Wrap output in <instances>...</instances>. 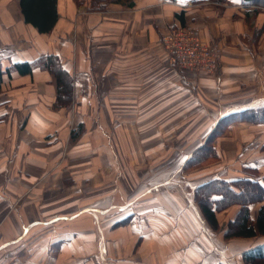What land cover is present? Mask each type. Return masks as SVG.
Instances as JSON below:
<instances>
[{
    "label": "crops",
    "instance_id": "obj_1",
    "mask_svg": "<svg viewBox=\"0 0 264 264\" xmlns=\"http://www.w3.org/2000/svg\"><path fill=\"white\" fill-rule=\"evenodd\" d=\"M57 11L53 30L38 34L21 19L16 0H0V264H218L233 262L230 255L243 264L240 254L257 237L232 240L244 245L237 254L224 249L222 235L216 236L187 198L190 181L182 191L180 185H169L170 168L163 170V164L158 180L154 175L132 179L130 186L116 180L113 203L106 205V197L99 195L96 212L82 207L68 214L65 222L77 228L69 223L55 228L58 218L47 212L53 206L45 205L58 194L50 192L47 199L42 189L57 186L63 192L69 177L45 175L60 169L74 173L86 162L72 157L88 156L95 149L99 155L109 151L119 157L153 155L156 150L169 154L170 149L180 155L169 147L170 141L185 139L187 125L217 124L230 113L264 106V8L240 0H132L129 7L106 2L102 9L89 11L74 0H58ZM184 25L197 26L201 39L219 49L215 74L179 70L169 61L160 38ZM49 53L58 56L72 77V105L67 109L53 108L55 84L47 71H4L12 63ZM86 119L97 124V132L79 134L74 139L80 142L70 144L71 130ZM227 129L240 133L237 138L252 156L247 160L264 157V123L236 120ZM90 141L97 147L91 148ZM200 146L183 153L185 160ZM61 155L67 157L61 160ZM249 162L244 169L264 175V165ZM89 184L84 181L82 186ZM196 184L189 183L193 189ZM85 193L66 197L65 192L59 198L84 203ZM34 209L35 215H28ZM89 214L100 218L102 226L96 227Z\"/></svg>",
    "mask_w": 264,
    "mask_h": 264
},
{
    "label": "rangeland",
    "instance_id": "obj_2",
    "mask_svg": "<svg viewBox=\"0 0 264 264\" xmlns=\"http://www.w3.org/2000/svg\"><path fill=\"white\" fill-rule=\"evenodd\" d=\"M106 2L114 3L110 1H106ZM184 26L197 27L194 25H184ZM205 43L208 46H210L215 52L216 59H217V69H216V72H217L219 69V65H220L219 52H218L219 49L213 45H210L207 42ZM196 118L201 119L198 115ZM217 124L204 122V123L187 125V129L190 132L188 133V136L185 139L170 141L169 147L170 148L176 147L177 153L179 152L180 155L174 154L173 150L170 149L169 154L167 152L168 150L165 151V154H159L158 151L156 150L155 154L153 155H138V157H136V155L119 157L118 155L117 156L112 155L111 153H109V151H108V154L106 155H102V154L99 155L98 154L99 151L95 149L88 156H84V157L70 156L72 158H76L75 160L76 162L77 160H80V159H85L86 162L82 161L81 166L75 167V169L73 170L74 173H69V172H64V171H63L64 173H60V171L63 169H60L59 171L52 170L48 172L47 175H45V177L48 176L49 178L51 177L55 178L58 175L57 177L58 180L63 179V177H69L68 179H69L70 184H72V188L68 185L69 183L68 182L67 184L64 183L65 187L63 188V192L57 190L58 189L57 186H56L57 189L50 188V187H43L42 189V191L46 192V197H48L47 199H50L51 197L50 192H54L58 194L57 200H54L51 205H45L47 207L53 206L52 210L48 208L47 212L50 214L51 213L55 214L53 218H58L56 219L58 221L54 222V225L57 224L55 228L59 229V228H63L66 225H68L67 223L69 222L68 221L65 222L66 221L65 217L68 216V214L78 213V211L82 207H89L91 210L90 211L91 213L96 212L99 209L98 208L99 207V203H98L99 195L106 197L104 198V200H102L103 203H106V205L113 203L114 202L115 181L119 179H122V182L128 186H130L132 179H134V181L136 182L137 180H142V178L145 179L147 177H152L153 175H154L153 176L154 180L156 181L159 179V177H161V174H162L161 172L163 170H167L170 168V171L167 172V175L170 179L169 185L171 186L180 185L181 191H182L183 190L182 185L186 181H190L187 183V187H186L187 190L185 193L189 200H193V196L192 198L190 196L192 195L194 189L193 187H190L189 183H191V185H193V183L198 184L204 180L210 179L215 176L216 177L224 176V178H233L235 176L236 177L240 176L244 172L243 164L249 161H250L249 162L250 164L264 165V157H259L256 160H247V159H251L250 157L252 156L249 155V151L246 149V146H245L246 143L243 142L241 139H238L239 137L237 138V134L240 135V133L228 131L227 129L228 126H225L222 128L223 129L222 134L219 137H217L216 150H217V153H219V155L211 159L209 157L202 163V165H199L197 167L190 166L188 168H185L184 165L186 161L190 159V157L186 158L185 160L183 153H187L188 151L196 148L199 145L203 146L204 143L206 142V139L210 135V133L216 128ZM173 126L174 125H172V127ZM81 131H82L81 132L82 135L90 136L92 135L93 132L95 133L97 132V124L86 119L85 125L82 126ZM201 134H204L203 138H200ZM191 135L193 136L190 137ZM79 142L80 140L77 141V139H74V138H72V140L69 141L70 144L79 143ZM111 143L113 144L112 141ZM90 144H91L90 146L91 148L97 147L93 145V141H90ZM158 144L159 142H156L154 146L157 147ZM125 146H126V143L124 147ZM128 146L130 147V143H127V149H129ZM165 146H167V144H165ZM107 147H109L108 141H107ZM112 151H114V149H112ZM66 157L67 156L61 155L60 159L63 160V158H66ZM116 163L119 168L117 172H116ZM134 163L136 166L134 168H131L130 164H134ZM105 164L107 165L106 170L103 169ZM162 164L164 165L165 169L161 170V172L157 171V169H160V165ZM179 164H183V165L181 169L176 170V166ZM61 165H62V161L58 163L57 168H61L62 167ZM153 169L155 170L152 172ZM86 170H90V172ZM158 174H160V176H158ZM181 174H184V176H181ZM258 174L261 175L259 171H258ZM84 181L87 183L89 181L90 183L89 188L88 186H85V187L82 186ZM100 183H104V185L101 187H98ZM31 191H33V189H31L29 192ZM65 192H66V195H68L66 197H70V196L76 197L85 192H87L88 194L85 193V196L83 198V200L84 199L85 200L83 203L81 199L72 198L70 200H66L64 196H62V198H59V196L61 194H64ZM86 196H89V199L88 198L86 199ZM63 200H65L66 202H64ZM84 204L85 206H83ZM101 208H102V205H101ZM113 210L114 209H112L111 211ZM232 214H233V210H226V211L219 213L217 215L219 217L218 218L219 225L224 226L227 223V221L231 218ZM28 215H35V209L33 212L28 213ZM95 215L97 216V213H95ZM89 216L92 219V223L94 222L96 227L97 225L102 226V220L100 218L94 220L91 214H89ZM79 217L81 216H78L75 219H78ZM39 219L41 220V218ZM113 219L114 217H112L109 220L110 224L113 223L114 221ZM45 220L48 221L50 219L46 218ZM86 220H89V219L86 218ZM95 221H97V223ZM71 224L73 223H69V226ZM77 226L78 224L74 225L75 228H77ZM215 234L216 236H218L221 233L215 232ZM13 237L14 236H11V238ZM234 239H245V238H233L227 241L222 239L223 240L222 242L225 243L224 249H226L228 252H232L233 255L235 253L237 254V252L240 251L244 247V245H242V241H239V240L232 241ZM261 240H264V237H257L250 241L248 240L246 241H248L249 244H252V243L259 244L258 242ZM14 256H15L14 258L18 260L20 258V253L19 252L14 253ZM2 258H3V254H2V251H0V259ZM5 258H8V257L5 256ZM229 258L233 259V262L232 261L228 262L227 260L225 261L223 260L221 262H227L230 264H240L238 258L232 255H230Z\"/></svg>",
    "mask_w": 264,
    "mask_h": 264
},
{
    "label": "trees",
    "instance_id": "obj_3",
    "mask_svg": "<svg viewBox=\"0 0 264 264\" xmlns=\"http://www.w3.org/2000/svg\"><path fill=\"white\" fill-rule=\"evenodd\" d=\"M77 4H85L88 10L102 9L106 1L118 3L121 6H132V0H74ZM194 3L210 0H191ZM252 7H264V0H240ZM21 19L38 34H48L58 19V0H16ZM1 68V65H0ZM47 71L55 84L56 110L67 109L72 105V77L63 68L60 59L54 54H46L33 61L12 63L5 71H12L21 75L30 74L33 69ZM1 74V72H0ZM248 121L252 124L264 123V106L245 109L223 117L216 128L210 133L203 146L197 148L186 161L184 167H197L210 157L215 158L218 153L215 140L222 134V128L234 121ZM83 125L71 130V138L81 134ZM264 150V146H262ZM242 176L230 180L224 178H210L198 183L193 191V201L213 232H220L222 239L264 237V175L258 176L256 170L244 169ZM254 209L252 217L251 211ZM233 210L231 218L224 226L219 225L218 214ZM243 264H264V243H259L241 253ZM218 264H230L220 262Z\"/></svg>",
    "mask_w": 264,
    "mask_h": 264
},
{
    "label": "built area",
    "instance_id": "obj_4",
    "mask_svg": "<svg viewBox=\"0 0 264 264\" xmlns=\"http://www.w3.org/2000/svg\"><path fill=\"white\" fill-rule=\"evenodd\" d=\"M169 61L179 70L213 75L217 69L214 50L200 37L199 29L177 26L168 29L160 38Z\"/></svg>",
    "mask_w": 264,
    "mask_h": 264
},
{
    "label": "snow or ice",
    "instance_id": "obj_5",
    "mask_svg": "<svg viewBox=\"0 0 264 264\" xmlns=\"http://www.w3.org/2000/svg\"><path fill=\"white\" fill-rule=\"evenodd\" d=\"M178 2H182V0H178Z\"/></svg>",
    "mask_w": 264,
    "mask_h": 264
}]
</instances>
